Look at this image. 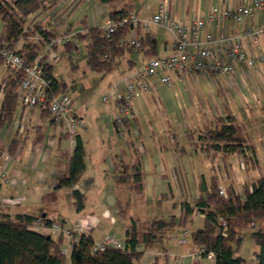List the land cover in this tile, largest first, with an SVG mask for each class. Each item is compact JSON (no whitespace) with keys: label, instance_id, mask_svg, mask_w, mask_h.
<instances>
[{"label":"crops","instance_id":"0c3cea01","mask_svg":"<svg viewBox=\"0 0 264 264\" xmlns=\"http://www.w3.org/2000/svg\"><path fill=\"white\" fill-rule=\"evenodd\" d=\"M72 1L59 0L51 5L50 10L58 14L63 5ZM248 1L150 0L148 14L141 19L152 17L159 5H163L165 12L174 17L179 24H188L194 19L205 17L213 10L221 12ZM111 5L117 6L112 9ZM120 10L135 14L132 0L128 2L115 0L110 4L102 3L100 0H75L54 25L57 26L72 17L70 22L77 24L75 26L69 24L62 32L70 30L72 33L83 31V28H100L108 21L110 11ZM135 15L138 19L137 14ZM142 21L138 19L136 23L130 25L125 37L134 35L138 39H148L155 46L154 52L148 54L147 46L140 49H124L116 54L112 58L111 69L99 72L109 74L120 67L116 82L110 90L113 88L123 90V79L133 73L134 68L152 57L169 55L173 50L174 36L171 31L155 24L147 28ZM0 24L2 25L1 22ZM70 28L74 30L71 32ZM263 30L264 11H256L251 17H244L240 21L233 19H223L215 23L207 21L199 31L198 39L202 41L204 35L208 33L212 38L219 35L223 38H237L246 55L254 58L264 52ZM247 32L250 34L256 32L258 48L253 44L252 36L246 35ZM2 66L4 67V64L0 63V68ZM255 69L259 71V75L254 72ZM0 71L2 75V69ZM12 76L13 71L8 77L0 76V84H5ZM161 76V73H156L149 77L148 84L152 91L143 92L144 94L135 98L133 116L124 127L123 135L119 133L112 120L115 114V104L112 101L113 109L103 112L98 118L90 112L85 115L79 110L72 111L80 121L75 135L81 139L85 151L84 173L72 189L56 188V185L59 178L67 173L74 147L73 139L53 125L49 117L43 115L41 109L36 108L29 114L32 118L31 125L22 131L18 126L23 109L19 107L18 102L11 122L0 127V151L9 153L6 162L2 160L0 154V172L5 168L7 176L6 182L0 178V216L4 219H11L19 214L45 217L61 223L66 229H80L76 231V235L87 234L92 237L94 243H101L106 237L123 241L124 231L130 219L137 220L138 225L144 228L152 219L177 216L182 201L193 203L202 194V187L193 181L192 168L186 158L184 137L188 131H185V109H175L176 104L171 97L172 89L161 83ZM169 76L171 84H174L186 75L170 73ZM204 81L216 99L217 91H222L225 96L222 100H227L225 94L228 93H224L223 90L231 88L237 104H252L251 93L254 96L255 88L259 94L253 101L258 102L264 97L262 88L264 64L247 67L243 63L235 62L234 72L230 76L195 73L191 78L197 89L200 86L205 87ZM66 91L65 89L68 95ZM152 92L160 96L167 109H146L157 100L150 96ZM238 94L242 95V100L238 99ZM246 97L250 98V102L246 101ZM223 113L224 115L219 116L228 115L225 109ZM188 141L190 144L193 142L189 139ZM193 149L196 152H207L194 146ZM251 150L253 160L259 163L256 151L253 147ZM136 162H139L142 173V189L139 195L131 182H118L119 176L131 174ZM202 180L206 190L213 181L223 188L228 185L216 182L213 178L208 182V178L204 176H201ZM230 187L232 186L229 184L227 188ZM73 190L83 195V208L79 211L75 208ZM119 204L126 208L124 216L119 214ZM203 218L202 214L197 215L193 212L192 220L184 228L175 226L167 229L162 241L146 248L136 264H214V256L195 255L198 247L191 242L189 236L191 231L202 226ZM37 225L33 227L35 230L49 233L42 222H37ZM58 235L55 233L54 239ZM65 242L70 244V237L62 235V246ZM252 264H256V261L254 260Z\"/></svg>","mask_w":264,"mask_h":264},{"label":"trees","instance_id":"16d2710c","mask_svg":"<svg viewBox=\"0 0 264 264\" xmlns=\"http://www.w3.org/2000/svg\"><path fill=\"white\" fill-rule=\"evenodd\" d=\"M114 1L100 0L107 4ZM43 6L44 0H0V22L2 23L0 42L2 40L4 42L0 46L13 48L23 54L26 64H32L41 54L44 41L56 39V34L52 30L37 27L40 35L36 41L22 40L24 35L27 36V31L24 29L25 18L41 10ZM127 13L126 10L110 11L108 18L117 21L125 17ZM128 28L129 24H126L116 29L108 38H105L102 30L97 27L83 28V31L73 33V37L84 41L85 63L88 70L99 73L111 69L112 58L125 49L119 44V40L126 35ZM64 33L69 35L70 30ZM139 42L141 47L148 46L146 51L148 54H153L155 46L148 39L139 38ZM74 46L67 41L62 47L70 53ZM56 47L54 46L53 49L56 50ZM0 63H2L1 59ZM41 63L50 80L51 93L47 101L36 109H41L43 115L49 117L51 96L65 93L66 83L54 76L53 65L45 62V55ZM71 66L76 68L73 63ZM13 73L14 75L5 82L3 87L0 100V127L11 122L18 103L16 89L23 78V72L18 70ZM128 122H125V126ZM214 122V128L198 134L188 132L187 137L193 141L194 147L207 152L213 150L223 154L237 153L245 159H253L252 147L246 144V139L239 133L238 125L232 115L217 116ZM84 156L81 139L75 135L67 173L59 178L56 188L72 189L79 182L85 170ZM128 181L134 184L136 193L141 194L142 173L139 162L134 164L131 174L118 178V182L121 183ZM203 185L202 180V194L193 203L181 202L177 216L152 219L144 228L138 225L137 220L130 219L124 231L123 249L107 247L102 251H93L92 247L95 243L90 235L72 233L70 264H136L146 248L162 241L167 229L175 226L184 228L192 220L194 211L204 216L202 226L189 234L191 242L203 250L201 256H207L211 252L214 256V264H247L248 262L238 254L242 242L240 229L247 226L253 228L256 222L264 219V174L250 185L244 184L239 192L230 187L221 195L219 186L214 181L208 190ZM72 196L76 210H81L83 195L73 190ZM118 207L119 214L124 216L126 208L120 204ZM219 218L224 219L227 224V231L224 234L220 230ZM37 222H42L49 233H40L35 230L33 227L38 226ZM53 223L55 222L45 217L26 214H19L11 219L0 216V264H64L66 258L62 248V234L55 239L52 237L50 227ZM250 234L258 246V250L253 252V259L256 264H264V230L258 228L251 230Z\"/></svg>","mask_w":264,"mask_h":264},{"label":"built area","instance_id":"2783aa9c","mask_svg":"<svg viewBox=\"0 0 264 264\" xmlns=\"http://www.w3.org/2000/svg\"><path fill=\"white\" fill-rule=\"evenodd\" d=\"M256 11H264V0H249L248 3L240 4L233 8H226L221 12L213 10L205 17L197 18L188 24H179L174 17H170L164 10L163 5H159L157 12L151 17V22L159 27L169 30L173 33V50L169 55L161 57H152L144 62L135 72L126 75L123 79L124 88L118 90L113 88L107 95L102 97L103 102L112 101L115 104V114L113 123L119 129L121 135L124 134L125 122L133 116V103L135 98L142 92H148L150 86L145 79L161 73L160 81L166 86H170L171 79L169 74L192 75L195 73H213L222 76H230L234 72V63L240 62L247 67H254L257 64H264V52L254 58L246 55L237 38H223L221 35L212 38L211 34H205L204 39H198V33L203 28L205 22L215 23L223 19H233L240 21L244 17H251ZM138 21L136 15L128 12L127 15L117 21L108 19L105 25L100 27L105 38L110 37L116 29L126 24L132 25ZM264 32V30H263ZM247 36H252L253 44L258 48L256 32ZM67 41L73 42L74 52H77L76 42L71 40L68 35L62 38H56L50 41H44L42 52L33 61L32 64H26L24 55L18 53L15 49L4 48L0 46V59L2 63L11 71L21 70L23 78L16 89L17 101L23 109L18 128L25 130L31 125L32 118L30 111L43 105L51 93L50 80L45 74L44 66L41 63L45 55V62L53 63L57 59L54 46H63ZM3 40L0 42L2 45ZM119 44L125 49H140V42L134 35L131 37H122ZM4 84H0V98L3 94ZM72 100L66 93L52 95L49 101V120L62 129L74 141L76 129L80 121L71 111ZM4 162L9 159V153H1ZM0 178L7 181L6 170L3 168L0 172ZM219 194H224V189L219 186ZM195 214L201 213L194 211ZM203 215V214H202ZM220 230L224 234L227 231V224L224 219L218 220ZM50 230L57 234L67 235L71 238L72 233L80 229L63 228L59 222L51 225ZM107 247L124 248L123 241H117L115 238L106 237L101 243H95L93 251H102ZM203 250L198 248L195 255L200 256ZM207 256H213L209 252Z\"/></svg>","mask_w":264,"mask_h":264},{"label":"rangeland","instance_id":"374dc122","mask_svg":"<svg viewBox=\"0 0 264 264\" xmlns=\"http://www.w3.org/2000/svg\"><path fill=\"white\" fill-rule=\"evenodd\" d=\"M58 1L59 0H44V6L41 10L25 18L24 29L27 31V36L24 35L22 40L30 42L36 41L40 35L37 27L52 30L56 34V38L66 36L62 31L68 27L69 24L74 26L77 24L70 22L72 17L67 21H62L61 24L57 26H55L54 23L69 9L75 0L63 5L59 10V13L56 14L53 13L50 8L52 4ZM126 1L128 2L130 0ZM149 1L150 0H132L135 14H137L139 20H143L142 22L147 28L153 26L151 17L147 16V18H141L148 14L150 8ZM116 6L117 5H111L110 8L115 9ZM1 29L2 25L0 24V32ZM70 29L71 32L74 30V28ZM76 32L78 31H73L68 36L71 40L76 42L77 52H74L73 49L69 53L62 46H57V59L52 63L53 74L57 79L66 83V92L72 100L71 111L79 110L85 115L90 112L95 118H98L103 112L113 109L111 101L103 102L102 97L107 95L109 90L115 84L120 67L109 74H101L88 70L85 63L86 51L84 49V41L72 36L73 33ZM72 63L76 64V68H72ZM141 65L134 68L132 72H135ZM1 69L2 75L0 76L3 77H8V74L12 72L5 65L4 67L2 66L0 70ZM254 72L259 75L258 70L255 69ZM192 76L193 74L186 75L180 81L170 84V88L172 89L171 97L176 104L175 109H185V131L200 132L214 128V116H219L220 114L224 115L223 110L225 109L226 114L235 117L239 133L246 139L247 145H251L254 148L256 151V158L259 161L258 163L252 158L245 159L237 153L223 154L213 150L210 152H196L193 149V145L189 143L187 137L188 133L186 132L184 137V147L186 149L188 164L192 168L191 174L193 176V181L201 184V176H204L205 178H208V182L213 178L216 182L226 183L228 184L226 185L227 187L230 184L235 191H240L244 183L251 184L260 177V174H264V97H261L258 102L253 101L255 97L258 98L259 94L255 91V88L254 96L251 93L252 104L239 105L234 101L233 90L228 88L227 90H223L224 93H228L225 94L227 100H222L224 96L222 91H217L216 99V96L211 93L206 81H204L205 87L200 86L197 89L191 82ZM148 79L149 77L145 79V82L148 83ZM262 84H264V82H262ZM262 88L264 87L262 86ZM151 91L150 88L149 92ZM238 95V99L242 100V95ZM150 96H153V99L157 100H155V103L149 104L146 109H167L166 104L156 92H152V95ZM246 98V101L250 102V98ZM150 99L152 100L151 97ZM18 105L19 107L21 106L20 104ZM227 187L222 188L227 191ZM258 228L264 230V219L256 222L253 228L247 226L240 229L242 242L238 254L248 262L247 264L253 263V252L258 250V246L252 239L250 232L251 230H256ZM185 230L187 231L188 229L186 228ZM54 234L55 233L52 232L53 238ZM63 236L67 237V235ZM62 248L66 258L64 264H70V244L65 242Z\"/></svg>","mask_w":264,"mask_h":264},{"label":"water","instance_id":"95a60500","mask_svg":"<svg viewBox=\"0 0 264 264\" xmlns=\"http://www.w3.org/2000/svg\"><path fill=\"white\" fill-rule=\"evenodd\" d=\"M49 238V236H47Z\"/></svg>","mask_w":264,"mask_h":264}]
</instances>
